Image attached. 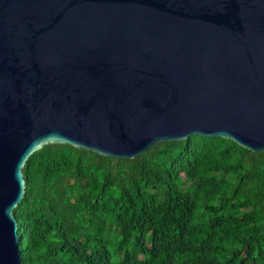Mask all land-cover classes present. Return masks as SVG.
I'll return each mask as SVG.
<instances>
[{
    "label": "water",
    "instance_id": "obj_1",
    "mask_svg": "<svg viewBox=\"0 0 264 264\" xmlns=\"http://www.w3.org/2000/svg\"><path fill=\"white\" fill-rule=\"evenodd\" d=\"M192 135L264 152V0H0V264L34 152Z\"/></svg>",
    "mask_w": 264,
    "mask_h": 264
},
{
    "label": "trees",
    "instance_id": "obj_2",
    "mask_svg": "<svg viewBox=\"0 0 264 264\" xmlns=\"http://www.w3.org/2000/svg\"><path fill=\"white\" fill-rule=\"evenodd\" d=\"M22 174L20 264H264V152L197 135L130 160L48 144Z\"/></svg>",
    "mask_w": 264,
    "mask_h": 264
}]
</instances>
